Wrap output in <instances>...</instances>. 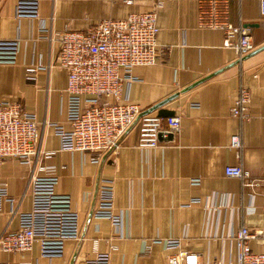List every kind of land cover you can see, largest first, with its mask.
<instances>
[{
    "label": "crops",
    "instance_id": "obj_1",
    "mask_svg": "<svg viewBox=\"0 0 264 264\" xmlns=\"http://www.w3.org/2000/svg\"><path fill=\"white\" fill-rule=\"evenodd\" d=\"M155 0H39V16L16 17L14 0H0V39H18L13 62H0V99L17 100L35 114L38 144L52 155L34 165L12 158L0 160V186L8 197L0 207V233L17 228V214L30 207V174L43 165L57 175L55 190L70 196L77 212L78 239L64 241L58 256H42L37 246L21 251L0 249L8 264H87L96 251L108 252V264H166L176 249L194 252L198 264H232V234L244 224L260 233L249 242L264 250V16L259 0H227L231 24L246 27L252 50L237 58L223 44L219 29L196 25L195 0H161L156 11L157 60L131 68L126 99L140 114L172 111L179 130L160 135L154 147H139L138 123L120 137L116 149L100 161L90 153L60 149L48 123L66 121L65 70L55 63V33L83 30L102 18H122L149 9ZM43 22L45 30L39 27ZM41 66L34 79L24 68ZM249 90L248 118L229 113L239 82ZM238 133L240 147L229 137ZM239 163L251 183L223 174L226 164ZM111 178L113 209L119 223L93 215L96 189ZM178 239L166 248L165 238Z\"/></svg>",
    "mask_w": 264,
    "mask_h": 264
},
{
    "label": "built area",
    "instance_id": "obj_2",
    "mask_svg": "<svg viewBox=\"0 0 264 264\" xmlns=\"http://www.w3.org/2000/svg\"><path fill=\"white\" fill-rule=\"evenodd\" d=\"M110 1V0H108ZM161 0L143 11H130L122 18H102L83 30L66 29L55 33L58 50L55 63L65 70L66 121L48 123L58 137L60 149L87 151L90 160L100 161L113 152L121 135L138 123L139 147H154L159 136L176 133L179 119L176 115L140 114L139 105L126 99V88L134 78L131 68L153 64L162 48L156 42V11ZM196 25L200 28L219 29L224 33L223 44L232 47L237 58L252 50L246 27L231 24L227 18V0H195ZM259 12L264 16V0H259ZM13 13L20 16H39V0H14ZM39 27L45 30L43 22ZM18 50V39H0V62H13ZM41 66L24 68L26 78L34 79ZM249 90L239 82L229 113L242 121L248 118ZM38 126L33 112L24 110L17 100L0 99V160L8 157L22 164L36 162L40 156L52 154L38 144ZM238 133L229 137L231 147H240ZM42 173H31L29 178L30 207L17 214V228L0 233V249L27 250L33 244L42 256H58L64 241L78 239L77 212L70 207V196L55 190L57 175L43 165L35 166ZM223 174L251 183L249 173L239 163L226 164ZM93 215L119 223L113 209L111 178H103L96 189ZM11 200L5 186H0V207ZM259 231L240 224L232 238L236 246V259L232 264H264V250L254 251L249 242ZM166 248L178 247V239L165 238ZM87 264H108V252L96 251ZM0 264H8L0 261ZM166 264H198L194 252L176 249L166 256Z\"/></svg>",
    "mask_w": 264,
    "mask_h": 264
},
{
    "label": "water",
    "instance_id": "obj_3",
    "mask_svg": "<svg viewBox=\"0 0 264 264\" xmlns=\"http://www.w3.org/2000/svg\"><path fill=\"white\" fill-rule=\"evenodd\" d=\"M171 114H172V111L168 110V109H165V108H159L158 111H157V115H161V116H169Z\"/></svg>",
    "mask_w": 264,
    "mask_h": 264
}]
</instances>
